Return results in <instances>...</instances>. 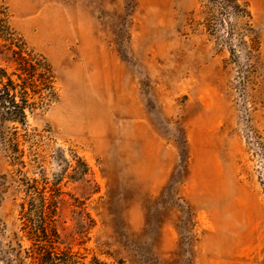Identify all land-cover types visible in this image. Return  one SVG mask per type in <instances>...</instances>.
Returning a JSON list of instances; mask_svg holds the SVG:
<instances>
[{"label": "rangeland", "instance_id": "obj_1", "mask_svg": "<svg viewBox=\"0 0 264 264\" xmlns=\"http://www.w3.org/2000/svg\"><path fill=\"white\" fill-rule=\"evenodd\" d=\"M14 51L54 89L18 128L24 167L0 125V264L31 245L34 179L87 262L264 264V0H0L10 72Z\"/></svg>", "mask_w": 264, "mask_h": 264}, {"label": "trees", "instance_id": "obj_2", "mask_svg": "<svg viewBox=\"0 0 264 264\" xmlns=\"http://www.w3.org/2000/svg\"><path fill=\"white\" fill-rule=\"evenodd\" d=\"M14 53L16 72L0 66V125H15L6 150L13 165L24 167L25 151L18 128L28 127V111L37 108L36 98H42L44 90L54 89V81L49 65L22 51ZM26 190L27 196L19 204L21 231L31 245L16 255L17 264H106L98 258L87 262L71 249L63 248L58 227L62 189L58 184L51 186L46 180L34 179Z\"/></svg>", "mask_w": 264, "mask_h": 264}]
</instances>
